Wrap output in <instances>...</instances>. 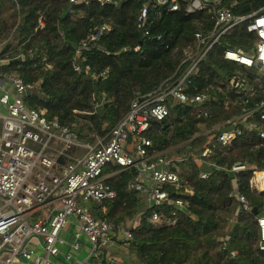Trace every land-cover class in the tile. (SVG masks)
Segmentation results:
<instances>
[{"label": "trees", "instance_id": "16d2710c", "mask_svg": "<svg viewBox=\"0 0 264 264\" xmlns=\"http://www.w3.org/2000/svg\"><path fill=\"white\" fill-rule=\"evenodd\" d=\"M145 2L84 5L68 0H0V55L7 59L0 72L37 83L38 90L27 104L44 109L61 124L78 123L79 138L93 143L126 115L134 98L179 76L189 64L187 51L197 49L194 33H207L213 27L210 8L187 13V0H180L177 10L149 3L140 24ZM220 5L242 16L264 7V0H221ZM40 17L43 27H38ZM104 25L109 29L81 55V65L91 70L74 71L76 46ZM256 40L245 22L222 35L186 79L185 92L205 94L204 102L196 105L167 97L169 114L144 133L152 141L150 151L170 149L189 157L173 169L189 181L191 194L181 195L187 208L174 226H154L141 218L131 229L132 237L124 245L139 264H264L257 225V217L264 216V193L249 187L251 169L264 168V137L248 125L254 123L264 131V108L257 107L264 103V72L223 57L227 48L246 54ZM235 127L240 133L230 146L214 142L208 160L217 167L192 159L209 137ZM236 162L248 169L234 175L230 166ZM202 169L209 172L206 179L199 178ZM115 170L118 167L108 166L103 174ZM234 176L248 210L233 194ZM135 177L133 169L108 177L116 196L90 203L92 214L117 228L144 208L143 200L129 187ZM171 209L169 204L164 211Z\"/></svg>", "mask_w": 264, "mask_h": 264}, {"label": "built area", "instance_id": "2783aa9c", "mask_svg": "<svg viewBox=\"0 0 264 264\" xmlns=\"http://www.w3.org/2000/svg\"><path fill=\"white\" fill-rule=\"evenodd\" d=\"M68 1L72 4L95 2L107 5L117 4L120 0ZM144 1L138 16L140 24L145 21L149 3L152 2L153 7L167 4L169 10H177L180 0ZM220 1L187 0V13L210 8V18L214 23L207 33H194L198 46L194 52L187 51L188 66L176 78L134 98L126 115L103 137H96L93 143L79 138L78 123L61 124L57 118H49L44 109L27 104V98L38 90L37 83H26L15 73L0 72V201L3 203L0 207V264H53L59 245L64 243L60 232L70 218L74 219L76 227L69 246L78 249L83 235L94 251L107 249L115 242L117 232L122 235V243L131 239V229L141 218L154 226H174L178 222L179 213L187 208V202L181 195L191 194V190L189 181L182 179L173 166L189 157L170 152V149L150 151L152 141L144 133L153 122L159 123L169 114L167 97L196 105L204 102L205 94L189 96L185 92L186 79L197 70L202 56L233 26L245 22L246 29L255 33L257 40L252 46L255 55L227 48L223 57L247 67L257 66L264 72V7L249 15L237 16L229 7L220 5ZM38 21V27H43L41 17ZM108 29L104 25L78 43L72 59L74 71L91 70L88 65H81L84 60L81 55L89 51L98 36ZM6 61L0 55V65ZM106 73L104 70L100 76L105 77ZM257 107L264 108V103ZM261 117L264 118V113ZM248 125L264 137V131L256 124L250 122ZM239 133L237 127L217 132L215 137L207 139L192 159L217 167L208 160L213 153L214 142L228 147ZM165 152L169 154L164 155ZM108 166L118 167V170L103 174ZM129 169L136 171L129 187L144 196L145 208L114 228L107 219L93 215L88 204L114 198L116 192L106 179ZM247 169L246 164L239 162L230 166L234 175ZM208 175L206 170L199 171L200 179H206ZM142 177L145 182L140 181ZM233 178V194L243 209L248 210L249 204L238 191L236 177ZM249 187L256 193H264V168L251 169ZM170 189L179 196L172 197ZM52 202L55 204L50 217H32L35 210ZM169 204L172 209L167 213L164 208ZM257 225L259 247L264 249V216L257 217ZM35 241L39 243L40 252L33 245ZM65 258L69 260L71 255L67 253ZM114 263L112 257H107L106 263L86 261L83 264Z\"/></svg>", "mask_w": 264, "mask_h": 264}, {"label": "crops", "instance_id": "0c3cea01", "mask_svg": "<svg viewBox=\"0 0 264 264\" xmlns=\"http://www.w3.org/2000/svg\"><path fill=\"white\" fill-rule=\"evenodd\" d=\"M140 181L145 182V179L142 177L140 178ZM137 193H138L137 195L143 200L144 208H145L144 196L139 194V192ZM90 203H95V202L93 201ZM90 203L88 204L89 207H90ZM54 204L55 202H52L45 205L43 208H39L35 210L32 214V217L33 218L50 217L49 214L52 212ZM75 227L76 226L74 219L70 218L66 227L61 230L60 237L63 238L64 243L59 245V253L53 258V264H83L86 261H92L94 263H100V262L106 263L107 257H112L115 260L114 264H139L134 254L128 253L124 245L125 243H122L121 241L122 237L119 232H117L116 236L114 237L115 242L111 243L107 249H99L94 251L92 244L83 235L80 236L79 239L80 247L78 249H72L69 246V243L72 241V234L73 231L75 230ZM33 245L40 252L39 243L35 241ZM67 253L71 255V258L69 260L65 258Z\"/></svg>", "mask_w": 264, "mask_h": 264}, {"label": "rangeland", "instance_id": "374dc122", "mask_svg": "<svg viewBox=\"0 0 264 264\" xmlns=\"http://www.w3.org/2000/svg\"><path fill=\"white\" fill-rule=\"evenodd\" d=\"M246 54L249 55V56H254L255 55V50H253V47H251L249 52H247ZM1 205H3V203L0 201V207H1ZM121 237H122V235H121Z\"/></svg>", "mask_w": 264, "mask_h": 264}, {"label": "water", "instance_id": "95a60500", "mask_svg": "<svg viewBox=\"0 0 264 264\" xmlns=\"http://www.w3.org/2000/svg\"><path fill=\"white\" fill-rule=\"evenodd\" d=\"M255 211V213H256V210H254Z\"/></svg>", "mask_w": 264, "mask_h": 264}]
</instances>
